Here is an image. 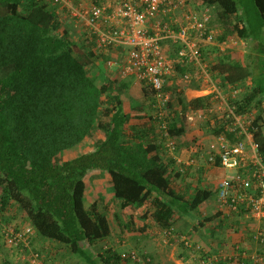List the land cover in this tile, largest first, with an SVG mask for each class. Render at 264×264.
Returning a JSON list of instances; mask_svg holds the SVG:
<instances>
[{"label":"trees","instance_id":"1","mask_svg":"<svg viewBox=\"0 0 264 264\" xmlns=\"http://www.w3.org/2000/svg\"><path fill=\"white\" fill-rule=\"evenodd\" d=\"M187 2L210 9L207 28L223 27L218 42L232 37L246 40L260 54L261 70L255 75L253 66L208 44L212 52L208 71L218 87L225 92L248 89L245 82L251 78L252 90L229 98L236 114L250 113L264 97V0ZM58 8L52 0H0V245L14 249L16 255L10 260V253L3 249L0 264H28L19 258L34 249L35 235L66 247L83 264L126 262L107 243L95 257L86 249V245L107 242L113 231L98 194L90 204L96 194L87 186V176L106 172L111 198L121 208L130 209L131 215L143 212L139 216L149 223H143L142 228L155 226L172 239L167 231L173 230L177 217L192 216L195 211L198 215L194 218L201 217L202 204L213 196L212 190L202 186L193 191L181 186L194 175L190 164L174 173L177 160L171 156L178 150L175 138L185 131L187 110L207 109L203 119L211 122L215 102L211 94L186 101L181 86L200 79L196 73L192 78L191 65L174 63L179 77L187 72L191 79L183 84L175 81L172 88L166 85L164 91L172 100L164 106L155 101L152 92L150 113L135 115L136 120H132L124 111L126 85L118 74L110 79L93 72L106 55L88 50L87 46H94L91 36L81 35V42L75 43L67 29L61 31ZM200 86L203 88L201 82ZM160 110L164 112L158 117ZM164 122L171 145L159 127ZM229 124V120L216 118L210 123L212 134H225L232 141L242 139L243 135L225 130ZM248 131L264 160V119L260 113L251 120ZM214 192L216 197L217 190ZM228 220L229 224L233 220L232 225H224ZM204 221L210 222L211 235L222 232L224 226L244 222L239 213L222 217L219 210ZM11 222H27L33 228L25 242L8 245L4 230ZM204 223L199 220L201 226ZM180 247L181 256L188 249L184 240H180ZM207 254L201 252L198 261H206ZM139 256L149 258L144 253ZM146 264L153 262L149 258Z\"/></svg>","mask_w":264,"mask_h":264},{"label":"built area","instance_id":"2","mask_svg":"<svg viewBox=\"0 0 264 264\" xmlns=\"http://www.w3.org/2000/svg\"><path fill=\"white\" fill-rule=\"evenodd\" d=\"M64 7L71 16L84 25L87 35L93 39L94 51L106 55V64L116 67L118 79L128 76L153 90L155 101L161 106L170 100L164 91L170 77L176 73L175 64L191 65L201 79L206 93L215 102L212 124L218 118L230 124L226 131L243 135L232 141L225 134L213 135L207 145L206 161L211 167L223 169L224 176L217 187V208L225 216L241 214L243 220H254L259 226L264 218V160L258 154L257 144L248 131L251 124L249 114L235 113L229 98L238 95L239 88L226 92L218 87L208 71V61L202 53L203 45L219 47L221 52L233 49L240 42L232 39L228 43L216 42L215 31L207 28L208 10L192 8L187 0H52ZM225 45V46H224ZM184 82L191 79L189 73L181 75ZM163 110L157 113L160 117ZM201 112L186 113V121L194 124L203 119ZM166 122L161 132L166 136ZM171 147V146H170ZM172 149V148H170ZM189 164V163H188ZM255 228L252 238L264 245V232ZM261 230V231H260ZM29 229H8L9 244L26 241ZM167 234H170L168 231ZM187 245V243H185ZM239 244L230 247L219 259L223 264H257L261 258L250 254ZM127 261L146 264L149 258L140 257L136 251L120 254ZM35 254L30 264H38ZM241 258V259H240ZM218 260V259H217Z\"/></svg>","mask_w":264,"mask_h":264},{"label":"crops","instance_id":"3","mask_svg":"<svg viewBox=\"0 0 264 264\" xmlns=\"http://www.w3.org/2000/svg\"><path fill=\"white\" fill-rule=\"evenodd\" d=\"M103 1L105 2L106 0H103ZM192 8H196V7H192ZM198 10H201V8H199ZM207 10H210V9H207ZM225 39L221 42L228 43L227 41H225ZM239 41H240V44L238 45V47L240 48L242 47L241 50H239V48H237L238 49L237 51H234L233 49H232L233 51H231V49H227L226 52L224 53L221 52V54H224V55L226 54L232 59H236L237 61L243 62L244 65L248 67L249 66L252 67L251 64L253 62L256 67L254 68V65H253L254 74L258 75L257 73H259V70H261V67H259V65L257 64V62L260 64V60L258 58L260 57V54L256 52V50L252 47L253 44L251 42L246 41V40H239ZM217 42L218 41L216 40L215 43ZM209 47H207L206 45L205 48L203 49L204 55L207 60L209 59L211 60L212 58L210 57L211 51H209L210 50ZM190 74L192 75V78L196 76L194 71H191ZM122 81L127 87L126 91L124 92V101H123L124 111L130 115L132 120H136L135 115H137V117L139 115L143 116V114L148 115L150 113V106H151L150 102L152 99V92H153L152 88L146 84H143L137 81L134 78V76H128L122 79ZM245 83L246 85L249 86V88L254 87L251 83V78H247ZM197 86H199V88H197ZM181 87L183 88V96L186 101H190L192 99L208 95V93H206V91H204L203 88H201L200 82L198 81L191 83L190 86L189 84H183ZM249 88L248 89L240 88L241 93L252 90V88L250 89ZM144 91H148V92L144 93ZM261 103L264 108V97L261 98ZM178 110L181 111L180 107H177V111ZM189 110L190 112L195 113V112H201L202 109L200 110L189 109ZM210 123L212 122H210L209 119H202L201 121L197 120L194 124H191L185 121V124H186L185 131L182 133L181 136L175 138L178 143L176 146L178 150L176 153L173 154V156H171L177 160V164L174 166V173H176L177 171H179L180 173L181 171H183L182 166H186L189 164H190L189 166H192L193 168L191 170L193 172L191 173V175H194V177L191 176L185 179L183 182H181L182 183L181 186L184 188V190L193 191V189H195L197 186H200V187L202 186L206 190L209 189L213 191V196H212L213 198L212 197L209 198L202 204L200 219L203 221L206 220V218L210 217V216L209 217L206 216L207 215L205 213L207 211L206 209H209V207L212 206V209L210 211L214 210V207H215L214 191H216L217 189L216 184L219 181V179L222 178L224 174L226 173L224 172L223 169H220L218 167H215V168L211 167L206 161V149L204 148L207 147L208 143L213 137V134L211 132ZM201 146L202 148H200ZM165 158H168V157H165ZM188 160L190 161L192 160V163L190 161L188 162ZM178 162H183L185 165H182L181 163L179 164ZM94 181H95L94 184L99 185L100 187H99V192L96 193L95 197L93 198L92 204L98 194L99 196L98 198H100L98 202L101 203V206L105 205V208L108 211V217H110L111 222L113 224L112 234L106 239L108 241L106 242L108 246L110 245L114 247L117 253H119L120 251L123 252V251H132V250L137 251L138 250L137 253L147 254L152 259V261L153 260L155 261L154 263L159 264V261L156 259V257L158 258L159 255H154V253L151 251L150 246H152V241L155 242L156 238L160 240V237H164L163 233L161 234L160 232L156 230L155 226H151V225L148 226L147 229L142 228L143 223H149L148 219L145 220L139 216V214H142L143 212L139 210L138 211L139 214L134 212L131 215L130 209L121 208L119 202L116 200L114 201L111 198V195L109 193L110 183H109L108 175H107V184L104 187L103 191H101L102 185H100L101 183L100 180L95 179ZM193 218L194 217L193 216L190 217L189 214L181 216V217H177V220L174 222V225L172 228L173 235L174 233H176V234H179L180 236L182 235V237L183 236L192 237L191 235H188V232L189 231L191 232L192 230V235H196V234L200 235L204 239V241H206V243H210V242L213 243L217 240L220 242L228 241L227 243H223L224 245L221 248L223 247L230 248V245H227V244L229 242L233 243L236 241V237H234V234L227 235L228 236L227 238H225L226 236L220 239L215 238L218 232L224 233L226 231L225 229H228L227 226L230 225L229 220L224 221V225H225V222L228 225L224 226L225 228L222 229V232L216 231L215 233L211 235L209 231L210 225L206 221H204L205 222L204 226H201V225L199 226L200 228H198V231L193 230L194 224L189 225V227H188V224L187 226H185L184 222H186V220L193 221ZM196 218H194V220ZM198 218L195 221H197ZM214 222L217 223V220H214L213 223ZM223 235H225V233ZM241 236L242 235H240V237ZM229 237H231L230 241H229ZM237 239L239 238L237 237ZM33 241H34L33 247L41 250L44 253L45 255V258L43 259L44 263L47 262V264H52L57 259V257H60L63 259L64 264H83V261L81 259H78V256L71 255L70 253H68V250L66 249V247L60 246L55 242L40 239L36 235L34 236ZM163 241L164 243L160 241H158V243L155 242V247L159 248L161 244H164V245H161V247L162 248L165 247L166 249L167 243H165V239H163ZM168 241H169L168 244H171L174 241V239L173 240L168 239ZM104 242L105 241L99 242L98 244L96 243L95 245L94 244L86 245L88 246L86 249H88L95 257V255L97 256L98 254L103 252L102 248L104 246L103 244ZM149 247H150V250H149ZM179 247H180V241H179ZM189 250L191 249L188 248L185 251H189ZM192 250H194V247H192ZM161 251H164V249H162ZM180 252L177 254V260L174 261L175 264H178L176 262H179L180 264H184L187 261L186 256H184L185 253L183 252V254L180 256ZM70 258H73V259H70ZM53 259L55 260L53 261ZM98 259H100V257H98ZM118 264H132V263L129 261H126V262H119Z\"/></svg>","mask_w":264,"mask_h":264},{"label":"rangeland","instance_id":"4","mask_svg":"<svg viewBox=\"0 0 264 264\" xmlns=\"http://www.w3.org/2000/svg\"><path fill=\"white\" fill-rule=\"evenodd\" d=\"M191 6L193 7V4ZM194 7L201 8L202 11H204L206 9L205 6H201L200 4L199 5L198 4H196V5L194 4ZM58 11H59V18H60V22H61V24H60L61 25V27H60L61 31H63V29H67L68 30V34L70 35L72 40L75 43H80L81 42L80 36L81 35H86L87 36L86 30H85V26L84 25H79L81 23L78 22V20L75 17L71 16L68 11H65L62 8H58ZM222 29H223L222 25H218V24L214 25V28H212V30L215 31L216 39H217V35L221 34ZM232 39H236V38L235 37L227 38V39H225V41L229 42ZM239 44H240V42L238 43V45ZM207 46L209 47L208 44H207ZM213 46H215V45H212L211 47H213ZM87 48H88V50H91V51L94 50V46H91V47L87 46ZM204 48H205V46L203 47V49ZM237 48H239V50H241L242 47L240 48V47L236 46V48L234 47L233 50L237 51L238 50ZM211 55H212V52L210 53V57H211ZM260 59H261V56H260L259 60ZM98 62H99V64L101 66L99 67L98 64H97V66L99 68L97 66L93 68V72L95 74L103 73L104 76L107 75V76H109L110 79H114L117 76V71H116V67L115 66L109 67L106 64V60L105 61L99 60ZM260 62L262 63L261 60H260ZM257 64L260 67V64L258 62H257ZM251 65L253 66L254 63L252 62ZM254 68H256L255 65H254ZM98 69H100V70L98 71ZM169 79H170V82L168 83V86H170V88H172V86L175 84V81H177L179 84H183L184 83V81H182L183 79H181V77L178 76V72H176L175 75L173 77H170ZM200 81H201V79H200ZM203 90L205 91L204 88H203ZM238 92L239 93L241 92L240 88H239ZM239 93H238V95H239ZM169 95H170V100H172V96H171L170 93H169ZM206 110H201V113L203 114V116L205 115V111ZM261 110H262V112H261ZM186 113H192V112H190V110H188ZM258 113H260L262 115V118L264 119V108H263L262 103L259 105V107H253L251 112L248 113V114L250 115V118L252 120L254 117L257 116ZM189 161L190 160H188V162ZM190 162L192 163V160ZM178 163L179 164L181 163L182 165H184L183 162H178ZM182 170H183V167H182ZM107 175L108 174L106 172L99 171V172L91 173L90 175L87 176V179H86L87 186L89 187V189H92L91 191H93L94 194L99 192V187H100L99 185H95L94 184V182H95L94 180L95 179H99L100 180V182H101L100 185H102L101 186V188H102L101 191H103L104 187L107 184ZM220 179H219V181H220ZM219 181L216 184L217 187H218ZM215 199H216V197H215ZM92 201L93 200H91L90 204L92 203ZM211 209H212V206H210L209 209H206L208 211V212L207 211L205 212L207 214L206 216H208V217L210 216L211 217L213 212L215 214V212L218 211L217 202H215L214 210L210 211ZM208 213H209V215H208ZM196 215H198V211H195V212L192 213L193 217L196 216ZM221 215L223 217L225 216V215L222 214V212H221ZM192 216H190V217H192ZM231 216H234V215H231ZM20 219L21 218H19V220ZM195 220H194V218H193V221H187L186 220V222H184V224H185V226H187V224H188V227H189V225L194 224V227L198 231V228H200L199 227L200 226L199 220L201 221V219L199 217L197 221H195ZM232 221L233 220H230V225H232ZM253 221L254 220H248V221L244 220V222H242V223L239 222V224L237 226H235V227L230 226V228L225 229L226 230L224 232L225 235H223L224 234L223 232L222 233L218 232V234H217V236L215 238L216 239H220V238L225 237V236H226L225 238H227L228 237L227 235L234 234V237H236V241L233 242V243L229 242L227 245H230V247L232 248V247H234V245L239 244L240 247H243V248L247 249L246 251H248L250 254L255 253L256 255L259 256V258H261V262L257 263V264H264V245L263 244H259L258 242H256L251 236L252 233H253V230H255V228L256 229L257 228L261 229L262 225L264 227V218L261 221H259L260 224H259V226H256V227H254L252 225V224L256 223V221H254V223H253ZM20 223H22V222H20ZM20 223L18 225H16L15 222H11L9 224L10 226L8 225L9 227H7L6 230H4L5 235H6L7 231H8V229H13L15 231L29 229L27 235L29 233L33 232V228L30 226L29 223H26V224H24V223L20 224ZM208 223H210V222H208ZM211 224H212V222H211ZM196 225H197L198 228L196 227ZM169 231H170V235L174 236L172 238V239H174V241L171 244H168L169 241H168V238L166 236L160 237V240H158V238H156V240H155V242H157V243H158V241L164 243L163 239H165V243H167V245H166L167 248L165 249V247L164 248L161 247V245H164V244L160 245V247L162 249H164V251H161L162 249L160 247L159 248L155 247V242L154 241H152V246H150L151 247V251L154 253V255H159L158 258L156 257V259L159 261V264H175L174 261L177 260V254L181 250L180 247H179V241L180 240L182 242L184 240L185 243H187V247L189 249H191L189 251H185L184 252L185 253L184 256H186V260H187L184 264H186V263H188V264H219V261H221L219 258L223 257V255L225 254V250L226 249H229V247L228 248H226V247L221 248L224 245L223 243H227L228 241H225V242H223V241L222 242L215 241L213 243L212 242L206 243V241H204V239L201 236H198L196 233L195 234L197 236L196 235H192V232H190V231H189L190 233L188 232V235H191L194 239L192 237H186V236L182 237V235L181 236L179 234L176 235V233H174V235H173V230L172 231L169 230ZM262 231L264 232V228L262 229ZM167 233H168V231H167ZM240 235H242V236L240 237ZM237 237L239 239H237ZM230 240H231V237H229V241ZM18 244H20V243H18ZM18 244H9L8 243V245H11V246H15V245H18ZM103 244L105 245L106 242H104ZM192 245L193 246L195 245L196 246L195 249H197L198 251L197 250H192ZM174 246H175V248H174ZM31 247H33V246H31ZM150 247H149V250H150ZM3 249H6L10 253V256H9L10 260L13 259L16 256L14 249H8L5 246H4V248H1V245H0V262L2 261V254H3L2 250ZM36 251H38V252H36ZM123 252H126V251H123ZM123 252L120 251V254L123 253ZM136 252H138V250ZM188 252H190V253H188ZM201 252L208 253L206 255V261H204V262L198 261V257H200V253ZM35 254H38L37 258H36V261H37L38 264H47V262L44 263V260H43L45 258L44 253L41 250L36 249V248H34L31 252L27 253L26 255L21 256L19 258V261H27V263L30 264V262H31V260H32V258H33V256ZM139 254H141V253H139ZM70 259H73V258H70ZM54 260L55 259H53V261ZM12 261L14 262L15 260H12ZM151 261H152V259H151ZM152 262H153V264H156V263H154L155 262L154 260ZM62 263H63V259L60 258V257H57V259L52 264H62ZM176 263L180 264L179 262H176Z\"/></svg>","mask_w":264,"mask_h":264},{"label":"bare ground","instance_id":"5","mask_svg":"<svg viewBox=\"0 0 264 264\" xmlns=\"http://www.w3.org/2000/svg\"><path fill=\"white\" fill-rule=\"evenodd\" d=\"M38 255V254H37Z\"/></svg>","mask_w":264,"mask_h":264}]
</instances>
